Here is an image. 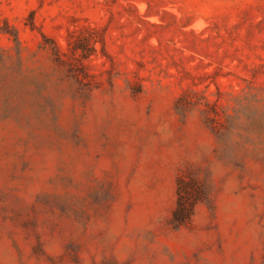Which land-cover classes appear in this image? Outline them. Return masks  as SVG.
<instances>
[{
    "label": "rangeland",
    "instance_id": "374dc122",
    "mask_svg": "<svg viewBox=\"0 0 264 264\" xmlns=\"http://www.w3.org/2000/svg\"><path fill=\"white\" fill-rule=\"evenodd\" d=\"M0 264H264V0H0Z\"/></svg>",
    "mask_w": 264,
    "mask_h": 264
},
{
    "label": "trees",
    "instance_id": "16d2710c",
    "mask_svg": "<svg viewBox=\"0 0 264 264\" xmlns=\"http://www.w3.org/2000/svg\"><path fill=\"white\" fill-rule=\"evenodd\" d=\"M185 97L179 100V106L187 107L183 103ZM188 172V173H187ZM187 173V174H186ZM201 195V185L198 177L186 170L179 178V200L174 210L172 221L175 227L187 223L194 214V209Z\"/></svg>",
    "mask_w": 264,
    "mask_h": 264
}]
</instances>
